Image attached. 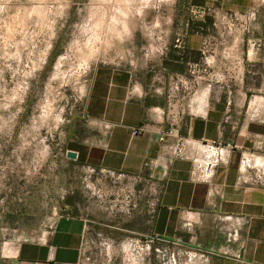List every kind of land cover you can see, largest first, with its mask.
Here are the masks:
<instances>
[{
  "label": "crops",
  "instance_id": "crops-1",
  "mask_svg": "<svg viewBox=\"0 0 264 264\" xmlns=\"http://www.w3.org/2000/svg\"><path fill=\"white\" fill-rule=\"evenodd\" d=\"M210 1L194 4L181 26H157L168 46L164 53L156 49L159 55L146 61L143 70L120 62L95 66L81 113L68 129L67 152L77 153L75 159L67 157L70 162L164 180L155 217L144 206L123 217L108 214L90 197L85 203L74 201L49 230L20 243L5 264H85V216L116 240L157 233L213 252L211 264H264V186L238 184L242 154L255 151L264 157V121L251 106L254 97L264 96V11L250 32L236 38L227 24L204 15ZM221 4L229 10L253 8L249 0ZM179 34L184 35L182 44ZM169 128L177 136L170 142L182 137L234 146L212 183L192 181L186 157L162 154L160 138ZM192 149L191 144L185 147ZM235 228L238 239L228 242V232ZM227 248L242 261L225 255Z\"/></svg>",
  "mask_w": 264,
  "mask_h": 264
},
{
  "label": "rangeland",
  "instance_id": "rangeland-1",
  "mask_svg": "<svg viewBox=\"0 0 264 264\" xmlns=\"http://www.w3.org/2000/svg\"><path fill=\"white\" fill-rule=\"evenodd\" d=\"M201 1L0 0V264L67 205L92 196L67 142L94 67L143 70L165 40L157 26H181ZM222 1L210 4L229 10ZM249 1L264 11V0Z\"/></svg>",
  "mask_w": 264,
  "mask_h": 264
},
{
  "label": "built area",
  "instance_id": "built-area-1",
  "mask_svg": "<svg viewBox=\"0 0 264 264\" xmlns=\"http://www.w3.org/2000/svg\"><path fill=\"white\" fill-rule=\"evenodd\" d=\"M204 15H211L216 22L227 24L236 38L250 32L257 19V10L247 11L225 10L223 8H205ZM183 34H179L177 42L183 43ZM168 44L164 41L158 44L157 50L164 53ZM251 106L264 121V96L253 98ZM170 137H177L173 128L167 129L161 136L163 142L162 154L172 158H187L191 161L190 178L194 182L212 183L217 168L228 162L232 144H225L219 140L190 141L179 137L169 141ZM191 144L190 152L185 147ZM152 161L146 166L151 168ZM85 180L91 189V197L97 205L112 216L132 217L144 206L150 218L158 212L165 182L149 173L130 174L105 167L93 165L85 166ZM238 184L248 186H264V157L255 151H245L239 166ZM61 216V213L58 214ZM84 218V241L82 257L85 264H95L102 256L110 261L112 255L120 257V264H211L213 252L195 250L184 246L179 240L168 239L157 233L142 236H128L119 240L106 236L102 230L91 226L92 220ZM55 221L53 222V224ZM97 223V222H96ZM53 224L51 226H53ZM190 225L191 222L187 221ZM239 232L235 228L228 232V242L238 239ZM230 258L241 260L239 253L231 248L223 251Z\"/></svg>",
  "mask_w": 264,
  "mask_h": 264
},
{
  "label": "water",
  "instance_id": "water-1",
  "mask_svg": "<svg viewBox=\"0 0 264 264\" xmlns=\"http://www.w3.org/2000/svg\"><path fill=\"white\" fill-rule=\"evenodd\" d=\"M67 157L75 159V158H77V153L75 151L69 150L67 152Z\"/></svg>",
  "mask_w": 264,
  "mask_h": 264
},
{
  "label": "bare ground",
  "instance_id": "bare-ground-1",
  "mask_svg": "<svg viewBox=\"0 0 264 264\" xmlns=\"http://www.w3.org/2000/svg\"><path fill=\"white\" fill-rule=\"evenodd\" d=\"M119 4H120V3H119ZM120 5H121V4H120ZM120 5H119V6H120ZM118 8H120V7H118ZM122 8H123V7H122ZM123 9H124V8H123ZM119 10H121V9H119Z\"/></svg>",
  "mask_w": 264,
  "mask_h": 264
},
{
  "label": "trees",
  "instance_id": "trees-1",
  "mask_svg": "<svg viewBox=\"0 0 264 264\" xmlns=\"http://www.w3.org/2000/svg\"><path fill=\"white\" fill-rule=\"evenodd\" d=\"M196 1H198V0H196ZM211 19H208V21H210Z\"/></svg>",
  "mask_w": 264,
  "mask_h": 264
}]
</instances>
